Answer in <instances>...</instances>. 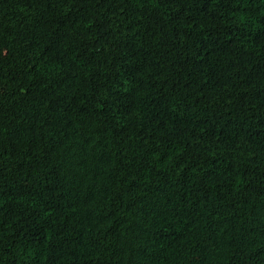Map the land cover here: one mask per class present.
Here are the masks:
<instances>
[{
    "label": "trees",
    "instance_id": "obj_1",
    "mask_svg": "<svg viewBox=\"0 0 264 264\" xmlns=\"http://www.w3.org/2000/svg\"><path fill=\"white\" fill-rule=\"evenodd\" d=\"M0 264H264V0H0Z\"/></svg>",
    "mask_w": 264,
    "mask_h": 264
},
{
    "label": "rangeland",
    "instance_id": "obj_2",
    "mask_svg": "<svg viewBox=\"0 0 264 264\" xmlns=\"http://www.w3.org/2000/svg\"><path fill=\"white\" fill-rule=\"evenodd\" d=\"M4 54V49H2L1 47H0V55H3Z\"/></svg>",
    "mask_w": 264,
    "mask_h": 264
}]
</instances>
